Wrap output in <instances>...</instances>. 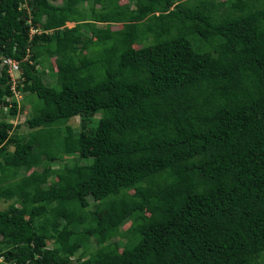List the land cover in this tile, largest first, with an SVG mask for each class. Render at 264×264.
I'll use <instances>...</instances> for the list:
<instances>
[{"label":"trees","instance_id":"obj_1","mask_svg":"<svg viewBox=\"0 0 264 264\" xmlns=\"http://www.w3.org/2000/svg\"><path fill=\"white\" fill-rule=\"evenodd\" d=\"M129 2L0 0V264H264V0Z\"/></svg>","mask_w":264,"mask_h":264},{"label":"rangeland","instance_id":"obj_2","mask_svg":"<svg viewBox=\"0 0 264 264\" xmlns=\"http://www.w3.org/2000/svg\"><path fill=\"white\" fill-rule=\"evenodd\" d=\"M57 3H60V1H57ZM118 3L119 4H128L130 3V7H133V3L132 2H129V0H118ZM80 8H83L85 10V14H88L89 12V3H82L79 5ZM88 18V17H87ZM74 23L72 22H67L66 23V27H71L73 26ZM121 25L120 24H112L111 27L113 29L115 28H119ZM198 37V36H196ZM199 38V37H198ZM140 46V43H136L134 44V47L135 48H138ZM51 64L53 65V58H51ZM47 66L44 64L42 66H39L38 67V70L43 73V79L46 83H49V84H52L55 82V74H53L52 72H50L49 70H47ZM53 69L55 70V67L53 66ZM44 71V72H43ZM19 74L18 73H14V76H18ZM27 93L25 92H18L16 93V97L17 98V103H18V107L20 108L19 111L17 113H15L14 115L8 113L7 109L4 108V109H1L0 110V118L1 117H4L9 119L13 125H15V127L13 128V130H11L12 133H15L19 136H27V133L29 131L28 127H27V124H26V120L28 119V117L31 115L32 113V105H31V102H29L27 99H26V96ZM99 117V115H97V118ZM69 123L75 128V130L77 131L79 129V117L78 116H75V117H72L70 120H69ZM9 150H12L13 147L12 146H9L8 148ZM68 163V164H72V157L71 155H65V159H63V161H65ZM51 168H57L59 166L58 163H52L51 162ZM40 169V168H39ZM90 200V206L89 208L90 209H94L95 206H96V203L93 202L92 199H89ZM8 204L9 202L8 201H5L3 199L0 198V209H6L8 207ZM105 212L104 211H101L99 214H104ZM131 222L129 220H125L121 223L120 225V230H126L129 226H130ZM89 249L90 250H93L95 247H96V243H95V240L93 238H90L89 239ZM51 242L48 244V246H51ZM86 258V257H85Z\"/></svg>","mask_w":264,"mask_h":264},{"label":"built area","instance_id":"obj_3","mask_svg":"<svg viewBox=\"0 0 264 264\" xmlns=\"http://www.w3.org/2000/svg\"><path fill=\"white\" fill-rule=\"evenodd\" d=\"M1 66H6V71L7 73L9 74L10 78L12 79V89L15 93V96H16V93H17V90H16V78L17 76L15 77L14 76V73H18L19 74V69H18V63L16 60L12 59V58H9V57H1Z\"/></svg>","mask_w":264,"mask_h":264}]
</instances>
